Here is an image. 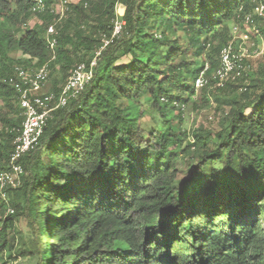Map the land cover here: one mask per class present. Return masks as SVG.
Listing matches in <instances>:
<instances>
[{
    "label": "trees",
    "instance_id": "1",
    "mask_svg": "<svg viewBox=\"0 0 264 264\" xmlns=\"http://www.w3.org/2000/svg\"><path fill=\"white\" fill-rule=\"evenodd\" d=\"M117 4L123 34L101 51L89 84L51 112L20 158L19 185L0 196L1 259L16 252L28 264H264V61L198 89L196 109L210 106L211 89L228 107L217 130L181 127L194 79L205 63L208 73L217 67L231 25L253 0H77L61 18L48 1L33 12V0H0V168L22 121L4 78L16 64H46L57 93L110 37ZM257 26L264 38V21ZM16 219L28 235L15 243Z\"/></svg>",
    "mask_w": 264,
    "mask_h": 264
},
{
    "label": "built area",
    "instance_id": "2",
    "mask_svg": "<svg viewBox=\"0 0 264 264\" xmlns=\"http://www.w3.org/2000/svg\"><path fill=\"white\" fill-rule=\"evenodd\" d=\"M47 1L50 2L49 12L57 14L61 18L68 9L69 4L77 0H33L31 10L33 12L44 11L47 7ZM253 1L252 9L239 15L240 22L232 25V37L221 48L217 67L211 73H208L209 65L205 63L194 79L196 90L203 87H221L228 81L242 78L244 72L250 66L249 60L264 54V46L260 49L250 50L246 45L250 37L249 33L260 37L264 45V38L257 26V20L262 19L264 21V1ZM84 5H86V2ZM122 15L123 13L116 11V17L112 21L110 37L103 38L102 45L90 61L79 62L74 66L69 77L57 93L53 91L43 92V87L49 76V69L46 64L34 70L16 64L12 73L4 78L15 89L22 114V121L16 128L17 135L13 141V148L8 155L7 167L0 168V196L4 200L6 199V189L19 185L23 172L20 158L37 145L39 136L47 119L51 116V112L57 107L64 106L69 98L79 94L89 84L93 77L96 59L101 51L107 44L123 34L125 21L122 19ZM241 25H245L249 31L241 30ZM55 34L54 25H48L46 40L51 47L56 43ZM161 99L165 100L164 97ZM175 105L178 104L175 102ZM9 211L12 212L13 210L9 209Z\"/></svg>",
    "mask_w": 264,
    "mask_h": 264
},
{
    "label": "rangeland",
    "instance_id": "3",
    "mask_svg": "<svg viewBox=\"0 0 264 264\" xmlns=\"http://www.w3.org/2000/svg\"><path fill=\"white\" fill-rule=\"evenodd\" d=\"M119 6V5H118ZM118 6H116V11H118ZM37 22V16L33 15L29 21H28V26H32L34 23ZM232 27V25H231ZM241 30H247L249 29L247 27H244L241 25ZM250 37L247 40L246 45L249 47L250 50H253L255 48H262L264 45L262 44L261 38L252 35V33H249ZM13 57H19L20 55L18 53H12ZM264 61V55L250 59L249 64H250V69L251 71H254L260 62ZM50 91V84L46 83L45 86L43 87V92H48ZM214 92V89H211L208 91V95L210 96V106L196 109L193 107L192 102H196V104H199L200 102V95L201 91L197 90L194 94L191 95V100L186 103L184 109L182 110L181 113V127L183 131L186 134H189L193 129H196L199 126L207 127L211 130H217L220 127V122L218 121L221 119L222 116H224L225 112L228 110V107L225 106L223 103L218 104V102L215 100L214 96L212 93ZM147 100L143 99L142 100V108L147 107ZM143 122L146 123L148 127L152 125V119L148 118L147 116L143 117ZM187 160L180 159L178 168H179V176L181 178H184L187 176V167H186ZM28 232L26 228L24 227L23 223L19 221L18 219L15 220V227L14 230L12 231V236L14 237V241L16 243V240L19 239L20 236H27ZM0 261L2 264H28L26 259L23 257L19 256L16 252L13 253L11 258H5L1 259Z\"/></svg>",
    "mask_w": 264,
    "mask_h": 264
},
{
    "label": "crops",
    "instance_id": "4",
    "mask_svg": "<svg viewBox=\"0 0 264 264\" xmlns=\"http://www.w3.org/2000/svg\"><path fill=\"white\" fill-rule=\"evenodd\" d=\"M118 5H119V6H122V8H123V9H122V13H123V12H124V9H125V7H124L122 4H118ZM118 5H117V6H118ZM119 6H118V7H119Z\"/></svg>",
    "mask_w": 264,
    "mask_h": 264
}]
</instances>
